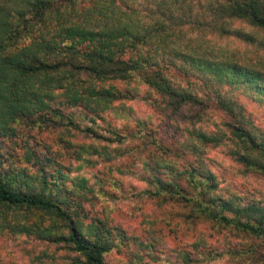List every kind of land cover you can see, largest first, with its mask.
<instances>
[{
  "label": "trees",
  "instance_id": "obj_1",
  "mask_svg": "<svg viewBox=\"0 0 264 264\" xmlns=\"http://www.w3.org/2000/svg\"><path fill=\"white\" fill-rule=\"evenodd\" d=\"M159 1V17L148 23L138 11L145 0H0V229L6 213L23 214L25 223L10 227L14 233L66 244L84 264H106L113 234L128 238L119 226L100 221L82 232L85 206L93 197H117L95 192L82 175L90 173L100 188L102 175L112 174L120 200L129 197L136 181L149 200L188 206L195 218L213 219L264 241V217L214 196V176L198 158L194 163L186 158L195 154L196 141L203 147L218 143L216 135L195 128L213 105L232 118L226 126L243 151L241 161L264 174V137L247 126L243 107L221 91L238 84L264 96V73L239 66L222 45L190 42L180 28L166 24V0ZM204 1L221 36L232 33L257 42L254 35L229 31V19L264 31V0ZM172 9L168 17L175 22ZM171 68L187 80L167 74ZM127 101L151 107L155 120L125 108ZM60 127H69L58 145L70 160L37 138ZM70 131L88 141L74 142ZM139 245L135 253L142 264ZM147 255L156 261L151 252ZM192 255L173 253L180 264H199Z\"/></svg>",
  "mask_w": 264,
  "mask_h": 264
},
{
  "label": "rangeland",
  "instance_id": "obj_2",
  "mask_svg": "<svg viewBox=\"0 0 264 264\" xmlns=\"http://www.w3.org/2000/svg\"><path fill=\"white\" fill-rule=\"evenodd\" d=\"M145 1L138 7V11L149 23L153 19L152 16L159 17L155 13L159 12L157 2L160 1ZM163 7L165 11L163 20L166 24L173 23L176 28H180L190 42L193 40L196 43L195 39H198L205 45L217 47L222 45L229 58L239 66L252 67L264 73V31L258 32L243 21L229 19L227 24L225 23L229 31L236 29L254 35L257 42L246 43L234 37L232 33L221 36L219 30L211 24L213 17L206 8L204 0L200 2L166 0ZM171 8L177 16L174 17L175 22L168 17ZM167 74L176 78L178 82L187 80L174 68H171ZM195 84L199 86L200 83L196 80ZM120 86L119 84L118 87ZM201 89L209 90L207 87ZM221 91L227 99L243 107V117L249 122L247 126H254L258 135L264 137V96L238 84L230 86L226 84L221 87ZM125 106L138 116H150L155 120L153 109L145 106L141 101H127ZM208 114L202 122L195 125V128L201 132L206 131L210 136L216 135L218 143H214L211 147H203L196 141L197 150L195 154L186 155L187 160L194 163L195 158H198L199 162H202V169L214 176L216 184L214 196L229 201L233 207H252L255 209L252 212L254 217H264V174L254 171L241 161L239 156L243 151L236 146L226 126L234 123L232 118L213 105L208 109ZM66 128L69 127L41 133L37 138H42L44 142L53 145L54 149L68 155L58 145V142L61 144L62 135L68 137L70 134L65 132ZM70 132L75 136L72 138L74 142L88 141H83L82 135L77 131ZM69 156H65L64 159L70 160ZM262 164L264 165V162ZM82 175L88 179V184L95 192L103 189L109 195L115 193L114 196H117L111 199L108 198L109 196L93 197V200L85 206L88 215L82 221L84 234L88 233L87 226L94 224L95 221L105 222L107 227L119 226L126 233L128 241L113 234L112 239L115 243L104 255L106 264H139L135 253L140 249L139 244H143L142 264H180L181 261L176 260L173 253L184 250L197 255L196 258L200 259L199 264H264V241L258 236L233 226L220 225L213 219L195 218L190 207L179 203L162 205L154 198L149 200L145 196L143 185L136 181L131 184L132 190L127 192L129 197L120 200V193L112 189L110 181L112 174L102 175L100 178L104 179L102 188L96 180V175L90 173H82ZM133 194L135 197H132ZM22 215L14 212L5 214V228L0 229V264H84V259L69 251L66 244L41 240L33 234L14 233L10 227L24 224ZM92 215L95 220L90 222ZM155 242H158L160 249H157V245L154 247ZM161 250L164 253L158 255ZM149 252L156 261L152 262L147 255ZM200 252L208 253L198 256Z\"/></svg>",
  "mask_w": 264,
  "mask_h": 264
}]
</instances>
